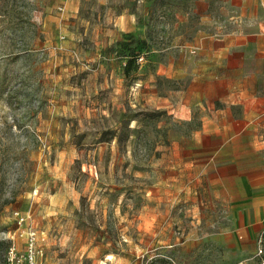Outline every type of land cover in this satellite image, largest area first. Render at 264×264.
Listing matches in <instances>:
<instances>
[{
	"label": "rangeland",
	"instance_id": "374dc122",
	"mask_svg": "<svg viewBox=\"0 0 264 264\" xmlns=\"http://www.w3.org/2000/svg\"><path fill=\"white\" fill-rule=\"evenodd\" d=\"M254 1L0 0V264L15 212L40 264H259L231 181L184 169L216 79L264 93Z\"/></svg>",
	"mask_w": 264,
	"mask_h": 264
},
{
	"label": "crops",
	"instance_id": "0c3cea01",
	"mask_svg": "<svg viewBox=\"0 0 264 264\" xmlns=\"http://www.w3.org/2000/svg\"><path fill=\"white\" fill-rule=\"evenodd\" d=\"M246 16L252 19L246 31L252 41L249 44L251 56L245 59L243 66L250 68L256 62H264L254 55L257 51L255 36H264V25L260 24L264 9L257 10L252 6ZM242 73L230 85L224 79H216L218 90L212 89L203 101L198 102L203 118L212 121L202 125V133L207 138L192 140L200 153L192 155L194 159L184 164V169L198 172L205 179H215L216 194H224L219 190L227 186L224 180L231 181L229 193L239 196L235 204L241 212V238L245 251L249 252L253 247L257 248L259 237L264 244V140L261 138L264 133V93L254 91L250 81H245L252 78L253 71L242 70ZM203 143L205 145L200 146ZM239 247L237 245L235 249ZM246 252L239 256L249 254Z\"/></svg>",
	"mask_w": 264,
	"mask_h": 264
},
{
	"label": "built area",
	"instance_id": "2783aa9c",
	"mask_svg": "<svg viewBox=\"0 0 264 264\" xmlns=\"http://www.w3.org/2000/svg\"><path fill=\"white\" fill-rule=\"evenodd\" d=\"M142 60L143 57L138 58V61ZM14 217L18 228L10 238L13 241L6 249L3 264H40L44 235L30 225L28 214L15 212ZM18 240H23V243H18ZM256 258L259 264H264V244L261 237L257 240Z\"/></svg>",
	"mask_w": 264,
	"mask_h": 264
},
{
	"label": "trees",
	"instance_id": "16d2710c",
	"mask_svg": "<svg viewBox=\"0 0 264 264\" xmlns=\"http://www.w3.org/2000/svg\"><path fill=\"white\" fill-rule=\"evenodd\" d=\"M138 54H134L133 52H130L126 56V62H125V74L128 72L129 68L136 62L138 59Z\"/></svg>",
	"mask_w": 264,
	"mask_h": 264
}]
</instances>
